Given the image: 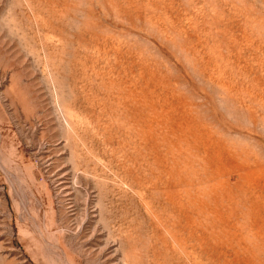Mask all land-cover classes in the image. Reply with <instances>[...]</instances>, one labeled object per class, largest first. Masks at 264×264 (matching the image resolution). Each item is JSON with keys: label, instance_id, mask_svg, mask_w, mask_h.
Here are the masks:
<instances>
[{"label": "rangeland", "instance_id": "1", "mask_svg": "<svg viewBox=\"0 0 264 264\" xmlns=\"http://www.w3.org/2000/svg\"><path fill=\"white\" fill-rule=\"evenodd\" d=\"M0 264H264V0H0Z\"/></svg>", "mask_w": 264, "mask_h": 264}]
</instances>
